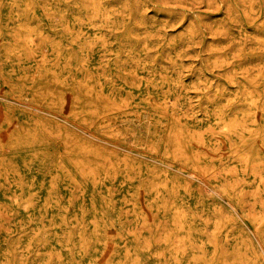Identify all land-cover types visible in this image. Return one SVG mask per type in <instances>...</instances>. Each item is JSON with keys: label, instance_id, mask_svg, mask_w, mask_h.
Instances as JSON below:
<instances>
[{"label": "rangeland", "instance_id": "1", "mask_svg": "<svg viewBox=\"0 0 264 264\" xmlns=\"http://www.w3.org/2000/svg\"><path fill=\"white\" fill-rule=\"evenodd\" d=\"M0 264H264V0H0Z\"/></svg>", "mask_w": 264, "mask_h": 264}, {"label": "bare ground", "instance_id": "2", "mask_svg": "<svg viewBox=\"0 0 264 264\" xmlns=\"http://www.w3.org/2000/svg\"><path fill=\"white\" fill-rule=\"evenodd\" d=\"M204 151V150H203ZM261 155V154H260ZM204 162H206V161H204ZM209 162V161H208Z\"/></svg>", "mask_w": 264, "mask_h": 264}]
</instances>
